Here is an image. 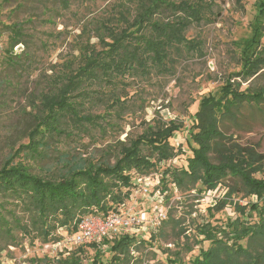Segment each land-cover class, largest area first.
Wrapping results in <instances>:
<instances>
[{"label": "rangeland", "instance_id": "374dc122", "mask_svg": "<svg viewBox=\"0 0 264 264\" xmlns=\"http://www.w3.org/2000/svg\"><path fill=\"white\" fill-rule=\"evenodd\" d=\"M213 1L214 7L207 11L210 20L193 22L184 33L188 39L200 41L201 52L174 51L169 72L133 70L119 75L112 83L89 85L96 92L84 100L81 111L96 116L97 123H86L81 129L68 123L70 136L49 139L44 155L34 158L25 151L16 152L29 142L40 93L52 84L65 81L68 74L84 64L90 50L106 49L105 42H112L109 33L127 26L120 13L126 11L132 21L136 1L0 0V167L11 158L13 163L29 166L34 173L58 175L59 158L64 153L94 162L114 163L122 142L128 143L131 138L166 126L172 120L181 126L170 142L183 153L156 162L146 174L133 172L132 186L122 187L130 196L119 205L115 203V209L109 212L142 220L133 229H123L110 237L129 233L146 242L131 253L134 257L129 262L122 264H191L201 246L210 244L202 240L201 227L210 224L221 231L219 236L228 240L230 233L222 232L228 231L229 222L251 224L258 219L256 212L250 210L255 196H248L236 179L227 178L215 190L201 191L200 184L177 186L165 173L186 167L188 157L193 155L196 144L191 140V126L205 95L217 93L228 80L241 90L264 88V68L251 78L235 75L242 68L247 40L255 37L254 46L264 44V15L259 14L261 0ZM172 17L170 10L160 15L165 20ZM15 26L22 30L18 42L13 39ZM9 54L14 55V63L8 61ZM110 90H114L112 95L106 96ZM117 97L121 101L116 105ZM221 128L241 145H253L264 152V102L260 106L242 103L233 117L221 123ZM144 153L150 155L151 151ZM151 158L155 160L154 155ZM228 185L238 191L228 198L231 202L223 209H216L226 197ZM15 202L18 201L8 199L6 207L16 209L24 223L28 222L29 214L24 212L23 204L17 206ZM235 203L247 205V213L237 211ZM14 232V240L0 238V264H38L42 259L50 264H66L72 258L78 259L76 264H93L96 258L105 263L111 259L108 244L98 241L101 254L96 256L92 246L75 242L74 232L66 227L56 231L59 241L46 242L35 237L34 232L27 235L20 230ZM239 243L253 255L264 250V239L258 237L245 238ZM239 261L247 262L242 257Z\"/></svg>", "mask_w": 264, "mask_h": 264}, {"label": "trees", "instance_id": "16d2710c", "mask_svg": "<svg viewBox=\"0 0 264 264\" xmlns=\"http://www.w3.org/2000/svg\"><path fill=\"white\" fill-rule=\"evenodd\" d=\"M135 1L132 21L127 18L126 11L120 13L127 26L109 33L112 42H105L106 49L90 50L84 64L68 74L65 81L60 85L52 84L47 91L40 93L29 142L21 145L17 154L25 151L34 158H40L49 139L70 136L68 123L78 129L86 123H97L96 116L82 114L81 111L84 100L96 92L89 89V85L112 83L119 75L133 70L169 72L174 51L177 54L182 49L202 51L200 41L188 39L184 33L193 22L210 20L207 11L214 7L213 0H182L179 3L172 0ZM165 10L172 11L173 17L160 19ZM259 14L264 15V0L259 4ZM21 36V28L15 26L14 42H18ZM256 42L255 37L247 40L241 58L242 68L235 73L236 76L251 78L264 68V44L262 47L254 46ZM9 55L8 61L14 63V55ZM113 91L110 90L106 96L112 95ZM115 99L116 105L119 104L121 99ZM244 102L260 106L264 102V88L241 90L228 80L217 93L205 95L193 116L191 140L196 144L192 148L193 155L188 157L186 167L165 172L177 186L200 184L201 191L215 190L225 179L233 178L241 182L248 196L256 198L250 210L256 212L257 221L251 224L238 220L229 222L228 231L222 232L224 235L230 233L228 240L219 236L221 231L210 227V224L199 229L202 240L210 244L201 246L191 264H240L241 257L247 260L243 264H261L264 259V250L253 255L248 247L239 243L245 238L264 239V152L253 145H241L221 128V123L233 117L235 110ZM180 129V124L172 120L166 126L131 138L128 143L122 142L114 163L61 154L58 175L34 173L29 166L13 163L10 158L0 167V238L14 240V231L20 230L25 235L34 232L35 237L46 242L59 241L56 234L59 228L66 227L73 233L82 217L114 210L115 203L119 205L130 196L129 191L123 192L122 187L132 186L133 172L146 174L156 166V162L168 161L183 153L181 148L170 142ZM145 150H150L151 154H145ZM152 155L155 160H152ZM236 191L235 187L228 185L226 197L219 201L216 209L221 210L230 203L228 198ZM8 199L18 201L15 202L17 206L21 205L18 203L23 204V211L29 214L28 222L24 223L23 216L16 209L6 207ZM235 208L241 214L247 213V205L235 203ZM154 237L152 234L151 238ZM229 240H233L232 244L228 243ZM100 243L109 245L111 259L105 263L96 258L93 264L129 262L134 257L131 253L138 251V245L146 242L134 234L124 233L113 239L104 238ZM98 244L91 242L85 245L92 246L98 256L101 254ZM77 260L72 258L66 264H76ZM38 264L50 263L42 259Z\"/></svg>", "mask_w": 264, "mask_h": 264}, {"label": "built area", "instance_id": "2783aa9c", "mask_svg": "<svg viewBox=\"0 0 264 264\" xmlns=\"http://www.w3.org/2000/svg\"><path fill=\"white\" fill-rule=\"evenodd\" d=\"M141 219L135 216H124L118 213H91L82 217L78 229L73 234L77 243L98 242L123 229H133L141 224Z\"/></svg>", "mask_w": 264, "mask_h": 264}]
</instances>
